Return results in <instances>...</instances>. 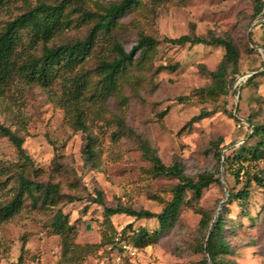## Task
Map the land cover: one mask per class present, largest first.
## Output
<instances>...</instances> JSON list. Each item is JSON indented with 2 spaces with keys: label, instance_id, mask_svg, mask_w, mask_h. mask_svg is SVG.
<instances>
[{
  "label": "rangeland",
  "instance_id": "1",
  "mask_svg": "<svg viewBox=\"0 0 264 264\" xmlns=\"http://www.w3.org/2000/svg\"><path fill=\"white\" fill-rule=\"evenodd\" d=\"M117 1L81 0L92 12ZM33 4L35 0H3L0 32L5 22ZM71 14L76 19L77 13ZM90 25L77 21L47 45L82 38ZM192 32L230 37L238 47V72L226 94L198 92L210 84L200 67L214 70L223 56L221 47L162 41ZM140 33L161 41L156 53L146 63L131 66L111 92L102 90L95 68L99 59L111 56L106 36L98 38L90 57L67 73H83L87 83L79 97L69 95L60 79L43 86L14 78L0 90V123L22 138L36 172L31 174L15 146L0 134V204L17 190L19 169L36 181L56 184L64 195L55 205L37 207L24 196L22 209L0 222V264H203L206 254L198 247L207 230L199 227L194 202L181 206L173 226L156 243L136 248L131 230L155 231L156 220L126 214L106 220L104 206L92 200L99 191L105 206L161 210L176 179L152 173L140 149L142 141L165 165L178 162L189 177L211 173L218 179L203 190L200 206L210 215L223 213L230 252L219 259L264 264V188L250 178L243 204L227 199L248 176L264 179V158L222 166L223 157L242 142H255V137L247 138L250 125L264 123V7L256 14L252 0H138L119 18L113 35L129 49ZM35 51L39 53L41 45ZM167 64L176 68L156 72ZM202 111L206 116L190 122ZM78 112L83 128L76 122ZM88 134L96 142L94 164L84 161ZM232 170L239 171L237 177ZM58 209L73 226L67 249L51 226Z\"/></svg>",
  "mask_w": 264,
  "mask_h": 264
},
{
  "label": "trees",
  "instance_id": "2",
  "mask_svg": "<svg viewBox=\"0 0 264 264\" xmlns=\"http://www.w3.org/2000/svg\"><path fill=\"white\" fill-rule=\"evenodd\" d=\"M252 1L255 13L259 14L264 7V1ZM137 3L138 0H118L103 7L101 11L92 12L83 6L81 0H35V4L27 6L23 12L5 22L4 28L0 32V90L14 78L24 82H38L43 86L50 84L55 79H60L68 88L69 95L74 98L79 97L85 90L87 81L81 72L73 76H67V73L90 57L98 38L106 36L109 39L111 56L99 59L95 68L100 76L102 90L111 92L116 87L119 78L125 75L131 66L144 64L151 60L161 42L152 35L140 33L135 44L129 49H125L114 37L113 31L118 27L119 18L135 7ZM2 4L3 0H0V5ZM71 13H77L76 19H73ZM77 21L91 22L82 38L54 46L47 45L56 34L71 27ZM162 41L178 46L202 44L221 47L223 56L214 70L200 67L202 72L210 78V84L200 88L198 92L208 96L227 93L230 81L235 78V74L238 72L239 59L238 47L230 37L213 34L201 36L192 32L175 38L163 37ZM38 45H41L39 53L35 51ZM175 68V64L160 65L156 68V72L162 69L174 70ZM260 73L264 74V70ZM252 77L250 76L247 80H251ZM204 116L206 113L202 111L193 116L190 122ZM76 122L81 126L80 128H83L79 112ZM0 134L11 141L20 159L30 166L31 174H35L32 161L22 147V138L1 123ZM252 137L256 138L253 144L245 146L243 145L244 141L237 149L232 150L231 155L223 157L222 166L224 169L246 160L255 162L264 158V123L250 125V133L247 134V138ZM140 149L142 155L150 163L151 171L155 176L176 179V182L170 187V198L159 212H152L148 209H135L120 204L105 206L101 192L97 191L96 197L92 200L104 206L105 219L108 220L109 217L116 214H126L135 219L154 218L158 225L155 231L150 232L144 227L131 230L132 245L136 248H143L156 243L164 231L173 226L181 206L189 200L190 203L194 202L191 206L200 215L199 227L204 231L207 230L198 247L199 251L206 254L203 264H235L222 262L219 259V256L230 252L229 245L223 235V213L220 211L215 215H210L200 206L203 190L218 179L211 173H202L196 178L189 177L183 173L182 166L178 162L165 165L146 141L141 142ZM83 153L86 163L94 164L96 162V142L89 134L85 136ZM232 171L237 177L239 171ZM5 173L7 171H4L3 174ZM15 178L18 188L9 200L0 204V222L13 217L22 209L24 196L30 200L32 207L55 205L64 196L59 192L56 184L36 181L29 177L24 169L16 170ZM250 178H253L257 184L264 188V179L253 174L252 177L246 178V182L240 189L229 192L227 199L236 200L240 205L243 204L249 197ZM188 193L190 197L186 200ZM51 226L54 232L60 234L64 248H69L73 226L69 224L67 216L60 209L53 215ZM126 227L131 229V223H128Z\"/></svg>",
  "mask_w": 264,
  "mask_h": 264
},
{
  "label": "water",
  "instance_id": "3",
  "mask_svg": "<svg viewBox=\"0 0 264 264\" xmlns=\"http://www.w3.org/2000/svg\"><path fill=\"white\" fill-rule=\"evenodd\" d=\"M264 1V0H263Z\"/></svg>",
  "mask_w": 264,
  "mask_h": 264
}]
</instances>
